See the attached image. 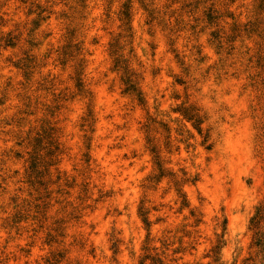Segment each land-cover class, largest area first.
<instances>
[{"label": "rangeland", "instance_id": "obj_1", "mask_svg": "<svg viewBox=\"0 0 264 264\" xmlns=\"http://www.w3.org/2000/svg\"><path fill=\"white\" fill-rule=\"evenodd\" d=\"M263 205L264 0H0V264H264Z\"/></svg>", "mask_w": 264, "mask_h": 264}, {"label": "trees", "instance_id": "obj_2", "mask_svg": "<svg viewBox=\"0 0 264 264\" xmlns=\"http://www.w3.org/2000/svg\"><path fill=\"white\" fill-rule=\"evenodd\" d=\"M129 87H130L129 90L134 91V87H133L132 85H130ZM138 95H139V93H138ZM139 100H140V98H139ZM195 121H196V122H195V125H196V126L200 124V121H199V120L196 119ZM150 151H151V153H153V155H154L155 163L157 164V166H160V163H159V160H158L157 150H156L154 147H152V148L150 149ZM160 169H161V168H160ZM263 219H264V205H263V206H259V207L257 208L256 213H255V215L251 218L250 222L253 223V226H254V227H258L257 225H258L259 222H261ZM143 222H144L145 224H147V220H146V218H145L144 216H143ZM259 237H260V242H259V243H260V245H262L261 247H262V249L264 250V233H260Z\"/></svg>", "mask_w": 264, "mask_h": 264}]
</instances>
